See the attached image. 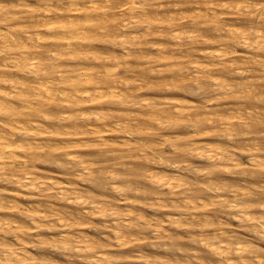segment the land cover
<instances>
[{
  "label": "clouds",
  "instance_id": "9594fccd",
  "mask_svg": "<svg viewBox=\"0 0 264 264\" xmlns=\"http://www.w3.org/2000/svg\"><path fill=\"white\" fill-rule=\"evenodd\" d=\"M57 6L92 13L63 48L99 40L114 58L84 88L38 51L30 99L0 89V264H264V0Z\"/></svg>",
  "mask_w": 264,
  "mask_h": 264
},
{
  "label": "bare ground",
  "instance_id": "6f19581e",
  "mask_svg": "<svg viewBox=\"0 0 264 264\" xmlns=\"http://www.w3.org/2000/svg\"><path fill=\"white\" fill-rule=\"evenodd\" d=\"M2 1H4V0H2ZM11 1H13V0H11ZM26 1L27 0H19V4L20 5H24ZM35 1H39V0H35ZM40 1L43 3V5H41V7L44 6V9L41 10L42 12L40 14L41 15L40 16L41 19L32 20L31 22H33V24H32V27L31 28L30 27L29 28H26V27L23 28L22 27L20 30L15 29V31H8V33H9V38L8 39H5L8 36V33L6 34V33H4L5 31L3 32L2 30H0V39L3 40V46L0 49V53H3L4 54V55H1V56H3V57H1V60H4V62L0 61V69H2V71H4V69L10 67L12 70H14V71L16 70L17 71L16 73L18 74V71H22L27 65L32 64V67L33 68L36 67L37 63H42L43 62V59H44V57L37 56L36 53L38 51L48 50L47 49L48 46H51L52 47V49H50L48 47L49 50L55 49V50H57V51H59L61 53V58L60 59H67V60L68 59L75 60L79 56V54L82 51V49L86 47V44H85L83 47L76 48L75 50H67L66 48H63L62 45L64 43H66V42L63 41V40H60V39H56V37H59V36H61L64 33L79 32V30L82 27H85L86 25H84V23H82V22H78V20L76 22V21L71 20V19H70V21H67V20H59V21L51 22V23L50 22L49 23H44V22L42 23V21L44 19H50L49 18L50 13L54 12L55 11L54 10L55 8H60V7H55L54 8L52 6L53 3L51 4V1L52 0H40ZM12 4H15V1H14V3L12 2ZM15 6H17V5L15 4ZM18 7H20V6H18ZM1 9H4V8L3 7H0V13L2 12ZM67 10L69 12H72L71 14L75 15L76 17L79 16V15H81V14H84V16L88 17L89 14H91V12H89L87 9L79 8V7L78 8H75V9H73V8L68 9L67 8ZM39 12L40 11H38V13ZM57 13H58V9L55 11L54 14H57ZM58 14L59 15H57V16L60 17V18H64L65 17L63 14L61 15V12L58 13ZM2 16L3 17L0 18L1 20L7 19L4 15H2ZM35 17H37V16H35ZM66 17H68V16H66ZM69 18H71V17H69ZM74 18H72V19H74ZM52 20H54V19H52ZM18 24L19 23H17V25ZM22 24L24 25V23H22ZM6 25H8V24H6ZM19 26H20V24L18 25V27ZM12 27H14V26H12ZM10 30H11V28H10ZM79 35L82 36V37H87L88 36V33L87 32H79ZM63 53H66V55H64ZM84 67H81V66L79 67V65L78 66H71L68 69H60V71L63 73L65 70H71L73 72L79 73L80 79L84 80V83H83L82 87H84V88H92L94 86V84H95V81L91 78V76L96 71H94L92 69H88V68L85 69ZM29 69L32 70V71H34L32 68H29ZM43 70H46V67ZM39 71H40V69H39ZM1 72H0V80L5 81V83L10 82L12 85L11 86L9 85L10 88L8 87L9 88V91H8L7 90L8 88L6 87L4 89L3 87H1V83H0V89L4 90L6 92H10V90L15 89L16 91H19L20 92V95L18 97H14L12 99V104L14 106H19L23 100L30 99L29 93H28L27 90L29 89V87H35L36 77H35V79L34 78L33 79H29L28 78L27 79V78H24L23 76H21L22 74L21 75L18 74V75H15L16 76L14 78L15 80H12L11 78L8 80L7 79L8 77L7 78L5 77L4 72H2L3 74ZM12 73H14V72H11V74ZM11 74H9V75L11 76ZM76 83H77V80L76 79H72L70 82H68V84L61 85V86L62 87H68V86L74 85ZM4 86H5V84H4ZM10 95H11V92H10ZM107 98L108 97H105V99H107ZM0 99H5V98L4 97H0ZM114 99L118 100L119 97H114ZM98 102L99 101H93L92 104H95L96 105V103H98ZM179 102L180 101H177V103H179ZM92 106L94 107V105H92ZM65 111L66 112H69L70 109H67L66 108ZM88 146H90V145H87L85 147H88ZM85 149H87V148H85ZM49 175H51V174H49ZM158 176H155L154 178H155V180L158 179L157 181H159L161 183H163L164 180L168 178L167 176H163V175H160L159 177ZM175 180H176L175 178L169 180V184L171 185L172 183H175L176 182ZM24 194H25V192H24ZM29 197H31V196H29ZM32 197L34 199V196H32ZM14 198H16V197H14ZM19 203L21 204L20 201H19ZM9 215L12 216V214H9ZM159 257L161 258L162 256H159ZM150 258H153V257L151 256ZM154 258H156V257H154ZM150 260L151 259H148V257L147 258L145 257L142 261L143 262L145 261V263L149 264V263H151ZM142 261H140V262H142ZM153 261H155V260H153Z\"/></svg>",
  "mask_w": 264,
  "mask_h": 264
},
{
  "label": "rangeland",
  "instance_id": "374dc122",
  "mask_svg": "<svg viewBox=\"0 0 264 264\" xmlns=\"http://www.w3.org/2000/svg\"><path fill=\"white\" fill-rule=\"evenodd\" d=\"M2 0H0V7H3L4 9H1L2 10V12H4L5 10H8V9H12V10H14L13 12H15V10H17V9H20V7H18V6H21L20 4H19V0H13V1H11V0H4V1H2ZM14 1H15V4L17 5V6H15V4H12V2L14 3ZM55 1V2H54ZM5 2V3H4ZM11 2V3H10ZM3 3V4H2ZM18 3V4H17ZM32 3V4H31ZM37 3V4H36ZM53 3V4H52ZM39 4V5H38ZM51 4H52V6L55 8V7H59V6H57V0H52L51 1ZM41 5H43V3L39 0V1H35V0H27L26 2H25V4L23 5L24 7L21 9L23 12H25L26 14H27V16L26 17H24V18H19V19H11V18H7V23H5V25L3 26L2 24H0V30H2L4 33H8V31H15V29H17V30H20L22 27L23 28H31L32 27V24H33V22H31L32 20H37V19H41V10H43L44 9V6H42L41 7ZM17 7V8H16ZM16 8V9H15ZM42 8V9H41ZM53 8V9H54ZM58 9V13H60L61 12V15L63 14L65 17L64 18H60V17H58L57 15H59L58 13L57 14H54L55 13V11ZM68 9H70V7L68 8ZM25 10V11H24ZM55 11L54 12H52V13H50V16H49V18L50 19H44L43 21H42V23L44 22V23H51V22H56V21H59V20H67V21H70V19L71 20H74V21H76L77 22V20H78V22H82V23H84V25H86L85 27H87L88 26V21H86L87 19V17L86 16H84V14H81V15H79V16H75V15H73V14H71L72 12H69L67 9H65L64 7H60V8H55L54 9ZM38 11H40L39 13H38ZM60 11V12H59ZM1 12V13H2ZM63 12V13H62ZM33 13V14H32ZM38 13V14H37ZM32 15V16H31ZM37 16V17H35V16ZM90 15H92V13L91 14H89V16ZM1 17L0 18H2L3 16L2 15H0ZM66 16H68V17H66ZM69 17H71V18H69ZM75 17V18H74ZM28 18V19H27ZM34 18V19H33ZM72 18H74V19H72ZM78 18V19H77ZM10 21H9V20ZM25 19V20H24ZM52 19H54V20H52ZM76 19V20H75ZM1 20V19H0ZM31 22V23H30ZM17 23H19L20 24V26L18 27V25H17ZM22 23H24V25L22 24ZM6 24H8V25H6ZM15 24V25H14ZM2 25V26H1ZM17 25V26H16ZM12 26H14V27H12ZM10 28H11V30H10ZM89 35V34H88ZM9 38V33H8V36L5 38V39H8ZM2 44V45H1ZM88 45V46H87ZM3 46V40H1L0 39V49H1V47ZM50 49H52V47L51 46H48ZM47 47V49L49 50V48ZM110 47H112V45L111 44H108V43H105V42H102V41H99V40H97V41H94V42H92L90 45L89 44H86V47L85 48H83L82 49V51L80 52V54H79V56L75 59V60H71V59H60V61H59V63H61L60 64V69H68V68H70L71 66H78L79 65V67L81 66V67H84L85 69L86 68H88V69H92V70H94V71H98L99 69L96 67V65H98V64H100L101 63V61L102 60H110V59H113L114 57H110V56H108L107 54H105V52H104V50L105 49H107V48H110ZM209 48H210V46H203V47H201L200 48V51L201 52H203V51H206V50H209ZM205 49V50H204ZM1 55H4L3 53H0V61H2V62H4V60H1V57H3V56H1ZM89 56H91L93 59H91V60H89V59H87V57H89ZM95 59V60H94ZM96 61V62H95ZM33 62V61H32ZM74 62V63H73ZM86 63V64H85ZM91 63V64H90ZM89 64V65H88ZM87 66V67H86ZM9 67V66H8ZM10 68V67H9ZM9 68H6V69H4V71H2V69H0V72L2 71V72H4V74H5V77L9 80L10 78L12 79V80H15L14 78L16 77L15 75H21V76H23L24 78H29V79H35V76H32V75H28L27 74V71L26 70H29V68H32L34 71H39V69H36V67H32V64H30V65H27L22 71H18V74L16 73L17 71L15 70H12L11 68L9 69ZM6 70V71H5ZM26 71V72H25ZM1 72V73H2ZM11 72H14V73H12L11 74ZM22 72V73H21ZM24 73V74H23ZM3 74V73H2ZM9 74H11V76L9 75ZM8 75V76H7ZM18 78V77H17ZM31 81V80H30ZM4 84H5V86H4ZM12 85L10 82H7V83H1V87H3L4 89L7 87H9L10 88V86ZM9 88L7 89L8 91H9ZM141 95H145V92L142 90L141 91ZM107 99H109V98H107ZM112 99H114V97H112ZM97 104H99V102L98 103H96V105ZM92 105H94V106H96L95 104H92ZM111 136H119L120 134L119 133H111L110 134ZM205 139V141L207 142V141H210V140H212V139H214L212 136H207V137H205L204 138ZM90 147V148H89ZM85 148H87V149H84L85 151H90V150H93V146L92 145H90V146H88V147H85ZM148 175L153 179V180H155V176H158L159 174H157V172H156V166H153V168H152V170L151 171H149V173H148ZM160 176V175H159ZM158 176V177H159ZM164 176V175H163ZM158 180V179H157ZM157 180H155V181H157ZM176 182H177V180H175ZM5 187H8V186H5ZM10 190H13V189H10ZM28 194V195H27ZM25 196V197H24ZM29 196H31V195H29V193L28 192H25V194H23L22 196H18V197H16V198H14V199H16L17 200V202L19 203V201L21 202V204H23L25 207H26V205L28 204V202L30 201V200H33V197L31 196V197H29ZM29 198V199H28ZM19 199V200H18ZM34 199H35V197H34ZM25 200V201H24ZM23 201V202H22ZM25 202V203H24ZM143 207V205L141 206V205H137V206H135V208H134V211H137V212H143L145 215H148L149 214V210L147 209V208H142ZM9 214H12V216H17V214L14 212H11V213H8V215ZM161 215H163V213H161ZM19 219H22V217H18ZM204 255H207L208 256V260H206L205 262V264H210V261L211 260H216L217 259V257L214 255V254H212V253H204ZM159 256H162L161 258L159 257ZM153 258H150V257H148V259H151L150 261H151V263H149V264H152V261L153 260H155L154 262H155V264H157L158 262V264H168V260L170 259L167 255H165V254H160V255H157V256H152ZM154 257H156V258H154ZM147 258V257H146ZM158 261H157V260ZM163 259V260H162ZM167 260V261H166ZM157 261V262H156ZM162 263H161V262ZM140 261H138L137 262V264H147V263H145V261L143 262H140Z\"/></svg>",
  "mask_w": 264,
  "mask_h": 264
}]
</instances>
